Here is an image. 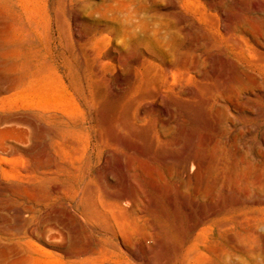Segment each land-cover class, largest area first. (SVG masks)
<instances>
[{
  "label": "rangeland",
  "instance_id": "rangeland-1",
  "mask_svg": "<svg viewBox=\"0 0 264 264\" xmlns=\"http://www.w3.org/2000/svg\"><path fill=\"white\" fill-rule=\"evenodd\" d=\"M36 1L0 0V264H33L34 261V264H55L56 260H66L67 257L72 261L75 253L91 246L95 250L91 255L92 264H148V260L161 264V261H165L162 260L165 253L173 252L175 255L171 256L176 261L180 259L177 253L187 249L197 255L206 253L208 259L205 264H211L215 252H233L226 238L239 235H244L246 245L253 246V256L244 255L238 261L231 253L226 255V260L236 264H264V231L261 233L264 230L263 196L258 198L259 202L262 198V202L254 205L259 222L255 236L250 237L236 221L238 210L213 215L217 208L219 211L242 197V184L227 187V183H224L211 195L200 197L192 189L184 190L180 180L171 178L165 170L159 169L161 161L191 155L201 160L209 158L214 142L206 144L204 139L208 136L215 141L213 112L220 101L218 98H208L212 102L207 105L205 99L208 96L204 88L210 83L224 82L237 69L257 76L260 81L257 87H253L255 95L250 96L249 100L243 94L236 98L230 94L224 96L226 103L238 104L242 113H230V121L233 123H230L223 140L230 143L235 151L245 153V159L253 167L252 175L263 181L264 70L254 67L248 56H230L228 59L214 50L208 54L205 66L196 75L195 81L181 87V97L165 94L161 100L149 92V88H131L130 72H123L114 61L117 57L129 59L137 56L144 52L143 49L125 51L104 38L95 57L89 59L85 56V49L92 48V45L78 43L75 38L76 34L85 35L90 31L99 32L104 29V23L111 19L105 13L104 6L112 0H83L92 6L85 14L93 18L95 24L78 19V11L70 0H42L47 4L48 22L52 29L49 45L41 43L35 31L36 19L33 14L36 16ZM261 2L197 0L196 5L199 10H207L211 5L214 7L210 10L214 17L224 12L228 18L233 19L249 12ZM148 3L151 12L165 14L164 18L171 21L169 0H148ZM22 26L29 27L20 36L16 31ZM94 66L100 69L101 75L98 77L93 73ZM39 68L43 69L45 79L41 83L29 85L28 76ZM53 70H56L55 74ZM22 78H26L25 83H20ZM189 88L192 93L185 96ZM143 111H150V115L141 114ZM254 112L260 115L254 116ZM166 113L172 117L168 132L161 127V120L166 117ZM45 115L48 120L46 123L43 119ZM28 122L34 126H29ZM65 123L78 132L75 133L78 137L70 135L66 138L67 148L52 139L51 134L53 129H60ZM75 147L76 151L80 147V151L76 152ZM6 150L13 153L6 155ZM64 152L66 155L63 156L61 153ZM75 153L79 156H75ZM80 156L83 158L80 159ZM226 167L223 171H217L214 178L230 173L229 166ZM188 169L192 174L197 171L196 166L191 164ZM27 170L34 171L33 177L26 175ZM46 171L48 179L44 181L42 173ZM69 184L91 186L93 189L103 184L116 196L136 191L142 195L139 207L149 211L136 226L143 225L147 228L146 233L138 232L133 225L134 229L127 227L128 224L117 225L97 195L94 196L96 202L93 200V205L87 209L89 206L86 207V203L89 204L84 195L68 189L66 186ZM128 204L123 202L122 205L127 208L130 207V204L126 206ZM250 206L245 204L242 209L246 216L250 214ZM91 209L106 217L94 216L95 211L92 213ZM224 222L227 226H220ZM105 225H111V230ZM116 225H120V229ZM121 226H126V229ZM43 227L48 230L45 237L41 234ZM32 228L36 230L37 236L29 233L28 230ZM125 233L134 239L127 238ZM43 237L48 242L47 246L42 242ZM114 255H118V258ZM171 259L175 262L173 257Z\"/></svg>",
  "mask_w": 264,
  "mask_h": 264
},
{
  "label": "bare ground",
  "instance_id": "bare-ground-1",
  "mask_svg": "<svg viewBox=\"0 0 264 264\" xmlns=\"http://www.w3.org/2000/svg\"><path fill=\"white\" fill-rule=\"evenodd\" d=\"M70 1H71V4L75 5V7L78 11L77 12L78 13V19H82V20H85L87 22H91V24H95L96 21L91 17H87L85 14L88 10H90L92 8L90 3L83 1V0H70ZM156 1L162 2L163 0H156ZM196 3H197V0H169V5H168L169 7L168 8L170 11L169 15H170V19H171V21H169L166 18H164L165 14L159 15V13L156 14L154 12H151L150 11V4L148 3V0H112V2L110 4H107L104 6L105 13H107L108 15L111 16L110 21H107L104 23V26L106 28L103 26L104 29L102 31H99V32L90 31L88 34H85V35L76 34L75 38H76L78 43H84V44L86 43V44L92 45V48L88 49V47H87V50L85 49V56L89 59H93L95 57V55H96L95 53L97 50L100 49L102 43L104 42L103 41L104 38L108 39L109 42L114 43V46H120L125 51H136L138 49H143L144 52H141V54H138L137 56L135 55L133 57H130L129 59H122V58L117 57L114 59V61L116 62L117 66H119L123 70V72H125V73L130 72L131 88L136 87V86H142V87L144 86V88H146V89L149 88V90H150L149 92L155 94L158 99L163 98L164 97L163 95H165V94H167V96H168V94H174L175 96L180 95V93L182 92L181 87L184 84L191 85L195 81L196 75H198L200 73V70L205 66V61L208 58V54H210L214 50L219 51L226 58H228L230 56L231 57L248 56L251 58L252 64L254 67L264 70V1L263 0L261 3H258L257 5H255V7L252 10H250L249 12L247 11L245 13L238 15V16H235L236 18H233V19H232V17L228 18L224 12H220L219 13L220 15L218 17H216V16L214 17L210 11L212 8L214 9V7H212L210 5V7H209L210 9L207 8V10L206 9H202V10L200 9L199 10V9H197ZM34 6H35V12L34 13L36 14V16L34 14H33V16H34V19H36L34 21L36 34L40 38L41 43H44L45 45H49V43L51 42V39H52V29H51L50 24L48 22L49 21V19H48L49 15H48V11H47V4L42 0H37ZM13 15H15V14L13 13ZM167 15H168V13H167ZM21 22H23V21H21ZM15 23L19 24L17 22H15ZM107 24H109L110 26H107ZM22 25H24V24H22ZM25 26L17 28L16 32H18V34H20V36L22 34H25L26 30L28 31L27 28L29 26H27V27H25ZM75 26H76V17H74V19H73V27L75 28ZM16 27H17V25H16ZM15 30H16V28H15ZM14 39H13V41H14ZM27 41H28V39H27ZM24 43H26V42H24ZM24 43H23V46H24ZM20 50H21V48H20ZM197 51H199L200 54H196ZM201 56H207V57L202 58ZM109 61H110V59H109ZM235 66H237V65H235ZM34 67H36V66H34ZM30 68H32V67H30ZM233 69H234V67H233ZM235 69H236V67H235ZM92 70H93V73L96 77L101 75L100 69L97 66H94ZM55 73H56V70L54 71V74ZM52 74H53V72H52ZM52 74H51V77H52ZM45 75H46V70H45ZM25 79L22 78L21 79L22 81H20V83L21 82L25 83L24 82ZM43 79H45L44 78V71H43V69H40V68H39V70L31 72V74L28 76L29 85L35 84L38 82L41 83V82H43ZM198 81H199V79H198ZM259 81L260 80L257 76L251 75V74L247 73L246 71L242 72V71L236 69V70H234V73L231 74L230 78L224 80V82H221L218 84H211V83L207 84L206 88H204V90L206 91L207 96H208L205 99V103L207 105L210 104L209 102H212V101H210L209 99H211V98H215V99L218 98L220 101V102H218V105L215 107L214 112H213V119L215 121V124L213 125L214 126L213 129H214V133H215V141L213 139H211V137H208V136H205V139H204V143H206V144H212L214 142L211 155L209 156V158L208 157L205 159L202 158V160L199 159L198 157L194 156V155H191V156L180 157V158H175V159L170 158V159H172L171 161H161L159 163V169L165 170L171 178H173L175 180H180L182 183L183 189L184 190L192 189L196 196L205 197L207 195H211L216 188L222 187L224 183H227V187H229L232 184H236V183L237 184L239 183V185L242 184V187H243L242 188L243 189L242 190L243 191L242 197H240V198L238 197L239 199H236V201L234 200L233 204L230 203L229 205H226L227 207H223L222 209H219V211L217 208L216 209L217 211L214 212L213 215L221 214V212L225 213L226 211H227V213H229V212L233 211V209H236V211L238 210L237 214L235 213V210H234V213L236 214L237 220L235 219V216H233V218L236 221H238V225L242 229V231L246 232L248 234V236H250V237L255 236L256 226L258 225V222H259L258 216L256 214L257 209L254 208V205H259L262 202V198H261V202H259V200H258V198L260 199V197H259L260 195L263 196V198H264V180L260 181V179L257 176L254 177L252 175L253 174V167H252V164L245 159V153L235 151L230 143L226 142V140L225 141L223 140V138L225 137V135L228 132V128L230 127L229 126L230 123H233L230 121V115H231L230 113L231 112H235L237 114L242 113V108H240L238 104H237L238 105L237 106L234 103H230V104L226 103L224 100L225 99L224 96L225 95L228 96L230 94L231 96H234L236 98V97H238V95L242 96V94H243L249 100L250 96L255 95L253 92V87H257L259 85ZM31 88H32V86H31ZM189 89L191 90V88H189ZM189 89L186 91L185 96H190V94L192 93V90L190 91ZM180 97H181V95H180ZM189 99H190V97H189ZM251 99H253V98H251ZM158 101H160V100H158ZM139 112H141V111L139 110ZM149 112L150 111H143V113H141V114L145 115V114H149ZM169 115L170 114L166 113V117L161 120V127L163 128V130H165L167 132L171 128V127H169L170 126V117H171ZM253 115L259 116L260 114L257 115L254 112ZM263 116H261V117H263ZM49 118H50V115H49ZM43 119H44L45 123H46V121H48L46 115L43 117ZM171 119H172V117H171ZM60 123L63 124L64 122H60ZM27 124L29 126H34L32 123H29V122ZM43 129L46 130V128H43ZM47 131H45V134L49 135L48 132H50V130L48 132ZM53 131L54 132L51 133L53 136L52 139H55L58 144L60 142L61 146L63 144V146H66V148L68 147L67 144H65L66 138L69 137L70 135H73L72 137H74V135H76L75 133H78L77 129H75L74 127L66 125V123H65V126H62L60 129L56 128V130L53 129ZM74 138H76V137H74ZM56 141H55V143H56ZM107 142H109V141L107 140ZM56 144H54V146ZM61 148H59V149H61ZM79 148H77V151H76V147H75V151L79 152L80 151V150L78 151ZM65 152H66V150H65ZM65 152L61 153V154L63 155V154H65ZM4 153L6 155H11L13 152L11 153L8 150H6V151H4ZM0 154H2L1 151H0ZM77 154L78 153H75V156ZM68 156H70V155H68ZM77 156H79V155H77ZM81 156L79 157L80 159L83 158ZM60 157H61V155H60ZM127 161H128V159H127ZM126 164H127V162H126ZM189 164L196 166V168H197L196 173L192 174L191 171H189V169H188ZM107 165H109V164H107ZM56 166L59 167L58 163ZM226 166H229L230 173L228 172V174L223 175V177H221V178H214V174L217 171H223ZM87 167H88V165H87ZM76 169H77V167H75V170ZM87 169H89V168H86V170ZM33 173H34L33 170H27L26 171V175H28V176L29 175L32 176ZM76 173H75V175H76ZM82 173H83V171H82ZM143 173H145V172H143ZM106 174H108V170H107ZM66 175H68V174H66ZM70 175H72V174H70ZM83 175H85V173H83ZM124 175H126V174H123V176ZM83 178H84V176H83ZM42 179H44V181H46L48 179L47 171L42 173ZM86 179H88V178H86ZM112 180H114V179H112ZM128 180H130V179L128 178ZM101 185L102 186L101 187L99 186L97 189L96 188L93 189L91 186L86 187V186L81 185V184L80 185L79 184H77V185L69 184L66 187L72 191H75L76 193H82L84 195V198H86V201L89 204V205H87V203H86V207L89 206L87 209H90V207L93 205L94 196L97 195V197L100 198V201H101L100 203L103 202L102 204H104L105 207L107 208V210L110 211L107 213H111L110 217L113 218L114 222L115 221L117 222L116 223L117 225L119 223L120 225L128 224V226L126 225L127 227L135 226L137 228L138 232L143 233L147 228H144L143 225L142 226L139 225L138 227L136 226V223L139 222L140 218L146 217L149 213V211L143 210L144 208L141 209V207H139V205H141L140 203L142 202L141 201L142 195H140L136 191L132 190V191L126 192L124 194L122 193L121 195L116 196V195L111 194L107 190V187L105 188L103 184H101ZM67 188H65V189H67ZM111 188H112V186H111ZM125 191H127V190H125ZM67 192H69V191L67 190ZM138 192H140V191H138ZM41 200H45V198L41 199ZM50 200H52V199H50ZM84 200L85 199H83V201ZM86 201H84V202H86ZM123 202L129 203L130 207L125 208V206L122 205ZM129 204L126 206H129ZM245 204L251 205L249 207L250 214L248 213L249 214L248 216H246V214H244V212L242 210ZM261 204H264V200H263V203H261ZM104 205H103V207H104ZM95 206H97V205H95ZM84 207H85V203H84ZM101 210H104V209H101ZM148 210H149V208H148ZM84 211H86V208ZM93 212H94L93 215L98 217V218L100 216L104 215V214L100 215L99 213H101V212L98 211L99 212L98 213L96 210H92V213ZM86 214H88V213L86 212ZM104 216L106 217V215H104ZM96 217H94V218H96ZM101 218H104V217H101ZM91 219H92V217H91ZM89 220H90V218H89ZM97 220L99 221V219H97ZM95 222H97V221H95ZM105 222L107 224L108 220ZM227 222H229V220ZM231 222H234V221H231ZM92 225H93V223H92ZM120 225L117 226V228H119ZM131 225H133V226H131ZM105 226H107V225H105ZM110 226L111 225H108L107 227H109V229H110ZM220 226H223V227L227 226L226 222H224ZM121 227H124V226H121ZM229 227H231V225ZM32 229L28 230L29 233L31 235L37 236V234L35 232L36 230L34 231V229L33 230ZM125 229H122V230H125ZM129 229L130 228H128L127 230L130 231V233H132L131 230H129ZM133 229H134V227H133ZM106 230H108V229L106 228ZM262 231H264V230H261V233H262ZM124 232H126V230ZM47 233H48L47 227H43L41 234L44 235V237H45V235ZM144 233H146V231ZM134 234L137 235L136 233H134ZM142 235H144V234H142ZM142 235H140V236H142ZM125 236L127 237L128 233ZM44 237L42 239V242H43L44 246H47L48 242L44 239ZM55 238H56V236H55ZM127 238L132 239L131 236L127 237ZM226 239H227V243L230 245L231 250L233 251L231 253H233L239 259L238 261H240V259H242V257L244 255H248L249 257L253 256V254H254L253 246L250 247V246L245 244L244 235H239L236 237H231V236L229 237L228 236ZM94 242H96V241H94ZM103 247H101V248H103ZM75 251H77V250H75ZM94 252H95V250L91 246V247H88V248H86L80 252L75 253L73 255L74 260L69 261V257H67L66 260H56L55 264H66L69 262H71L72 264H92L93 263V256H91V255H93ZM171 253L174 254L173 252H171ZM231 253L229 254V252H227L225 250H221L218 253L215 252L213 255L215 257V259H212L211 264H236V262L232 263V262H228L226 260V258H227L226 255L227 254L232 255ZM115 254H116V252H115ZM172 254H170V252H169V254L165 253L166 256L165 257L163 256V258H165V259L162 258V260H165V261L164 262L161 261V264H205L206 260L208 259V256L206 253H200L197 255V254L192 253L188 249L186 251L180 250L177 253V255L180 256V259L176 260V261H175L174 256H171ZM40 255H42V254H40ZM117 256H115V257H117ZM171 257H173V260L175 262L172 261ZM31 260H33V259H31ZM94 261H95V259H94ZM29 262H32V261H29ZM34 263H35V261L33 262V264ZM148 264H157V263H154L153 261L148 260Z\"/></svg>",
  "mask_w": 264,
  "mask_h": 264
}]
</instances>
